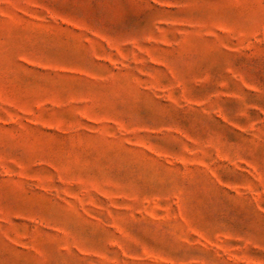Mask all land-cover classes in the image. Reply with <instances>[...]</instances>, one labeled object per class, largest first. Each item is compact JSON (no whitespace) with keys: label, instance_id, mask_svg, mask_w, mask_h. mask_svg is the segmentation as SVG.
Returning a JSON list of instances; mask_svg holds the SVG:
<instances>
[{"label":"rangeland","instance_id":"374dc122","mask_svg":"<svg viewBox=\"0 0 264 264\" xmlns=\"http://www.w3.org/2000/svg\"><path fill=\"white\" fill-rule=\"evenodd\" d=\"M0 264H264V0H0Z\"/></svg>","mask_w":264,"mask_h":264}]
</instances>
